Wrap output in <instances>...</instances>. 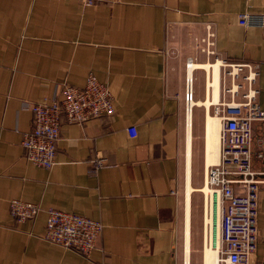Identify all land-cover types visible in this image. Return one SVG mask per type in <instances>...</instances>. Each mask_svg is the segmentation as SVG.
<instances>
[{"label":"crops","instance_id":"crops-1","mask_svg":"<svg viewBox=\"0 0 264 264\" xmlns=\"http://www.w3.org/2000/svg\"><path fill=\"white\" fill-rule=\"evenodd\" d=\"M88 1L0 0V264H205L207 235L195 225L204 207L198 192L188 207V179L195 189L205 183L223 63L260 66L264 109V25L239 24L244 12L264 21V0ZM91 74L110 88L115 114L63 119L55 166L37 167L22 146L34 119L25 105L57 99L66 85L83 88ZM12 200L42 212L19 223ZM50 208L103 224L89 258L43 239ZM251 264H264V236Z\"/></svg>","mask_w":264,"mask_h":264},{"label":"built area","instance_id":"built-area-1","mask_svg":"<svg viewBox=\"0 0 264 264\" xmlns=\"http://www.w3.org/2000/svg\"><path fill=\"white\" fill-rule=\"evenodd\" d=\"M251 0H248L250 2ZM93 4V1H88ZM239 24L264 25L262 17L244 12ZM224 98L215 108L219 119V161L207 167L204 186V213L213 200L218 206L221 245L218 264H251L258 242L264 236L259 226L261 196L264 193V109L257 102L256 88L260 66L250 63H223ZM244 86L247 87L242 92ZM186 111L194 104L193 77L186 79ZM33 115L31 130L23 135L27 158L37 167L50 170L56 164L57 144L63 119L84 124L104 115H114L115 100L110 88L91 74L83 88L66 85L59 98L39 104H26ZM137 136L135 127L128 129ZM39 204L22 200L10 202V214L19 223L36 218ZM43 239L89 258L98 247L103 231L100 221L50 208Z\"/></svg>","mask_w":264,"mask_h":264},{"label":"bare ground","instance_id":"bare-ground-1","mask_svg":"<svg viewBox=\"0 0 264 264\" xmlns=\"http://www.w3.org/2000/svg\"><path fill=\"white\" fill-rule=\"evenodd\" d=\"M215 68L217 71L218 67L216 66ZM206 128H207V147H206L207 159L206 160H207V167H208L210 165L216 164L219 161L220 123H219V119L217 118V116L216 117L208 116ZM189 179H188V184H187L188 207L190 205L193 192H202L203 194H206V193L209 194V188L207 186H203L201 189H195L190 183L191 179L190 180ZM217 209H218V206L216 205L215 200H213L212 206H210L209 202L207 203V213L205 215V226L207 229L206 244L204 246L205 264H218V261H219L218 253H219V248L221 245V237H220V228H219L220 221H219ZM187 234H189V232H187ZM188 240H189V237H188ZM189 251H190V248L187 245V252Z\"/></svg>","mask_w":264,"mask_h":264},{"label":"rangeland","instance_id":"rangeland-1","mask_svg":"<svg viewBox=\"0 0 264 264\" xmlns=\"http://www.w3.org/2000/svg\"><path fill=\"white\" fill-rule=\"evenodd\" d=\"M203 186H204V184H203ZM196 195L197 196L195 198H198V202L201 204V207L203 208L204 207V195H203V193L202 192H198V193H196ZM203 219L204 220H202L201 222L195 223V225L197 224L196 225V231H198L199 233L201 232L202 235H203V233L205 234V232L207 231L206 226H205V214H204V210H203ZM197 251L203 252V245L197 246Z\"/></svg>","mask_w":264,"mask_h":264}]
</instances>
